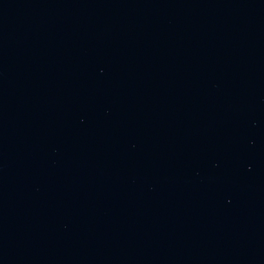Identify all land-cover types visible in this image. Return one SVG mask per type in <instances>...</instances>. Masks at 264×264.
Returning <instances> with one entry per match:
<instances>
[{
  "label": "water",
  "instance_id": "obj_1",
  "mask_svg": "<svg viewBox=\"0 0 264 264\" xmlns=\"http://www.w3.org/2000/svg\"><path fill=\"white\" fill-rule=\"evenodd\" d=\"M0 264H264V0H0Z\"/></svg>",
  "mask_w": 264,
  "mask_h": 264
}]
</instances>
